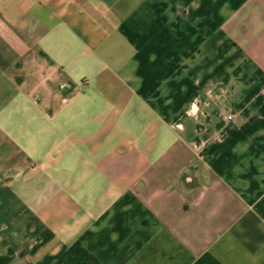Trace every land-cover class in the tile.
<instances>
[{"label":"crops","instance_id":"crops-1","mask_svg":"<svg viewBox=\"0 0 264 264\" xmlns=\"http://www.w3.org/2000/svg\"><path fill=\"white\" fill-rule=\"evenodd\" d=\"M0 264H264V0H0Z\"/></svg>","mask_w":264,"mask_h":264},{"label":"built area","instance_id":"built-area-1","mask_svg":"<svg viewBox=\"0 0 264 264\" xmlns=\"http://www.w3.org/2000/svg\"><path fill=\"white\" fill-rule=\"evenodd\" d=\"M234 119H233V116H230V115H228L227 117H225V121L226 122H232Z\"/></svg>","mask_w":264,"mask_h":264}]
</instances>
